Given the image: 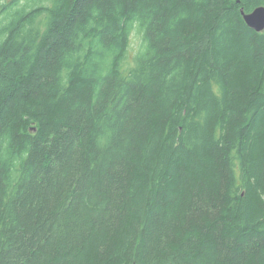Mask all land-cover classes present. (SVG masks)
I'll list each match as a JSON object with an SVG mask.
<instances>
[{
  "label": "trees",
  "instance_id": "1",
  "mask_svg": "<svg viewBox=\"0 0 264 264\" xmlns=\"http://www.w3.org/2000/svg\"><path fill=\"white\" fill-rule=\"evenodd\" d=\"M262 5L0 0V264H264Z\"/></svg>",
  "mask_w": 264,
  "mask_h": 264
},
{
  "label": "water",
  "instance_id": "2",
  "mask_svg": "<svg viewBox=\"0 0 264 264\" xmlns=\"http://www.w3.org/2000/svg\"><path fill=\"white\" fill-rule=\"evenodd\" d=\"M246 23L257 31L264 30V6H258L250 13L242 10Z\"/></svg>",
  "mask_w": 264,
  "mask_h": 264
},
{
  "label": "rangeland",
  "instance_id": "3",
  "mask_svg": "<svg viewBox=\"0 0 264 264\" xmlns=\"http://www.w3.org/2000/svg\"><path fill=\"white\" fill-rule=\"evenodd\" d=\"M139 44H140L139 36L136 33H133V35H132V46L136 48L139 46ZM134 53H135V51H133L131 53V55H133Z\"/></svg>",
  "mask_w": 264,
  "mask_h": 264
},
{
  "label": "bare ground",
  "instance_id": "4",
  "mask_svg": "<svg viewBox=\"0 0 264 264\" xmlns=\"http://www.w3.org/2000/svg\"><path fill=\"white\" fill-rule=\"evenodd\" d=\"M253 11V10H252Z\"/></svg>",
  "mask_w": 264,
  "mask_h": 264
}]
</instances>
